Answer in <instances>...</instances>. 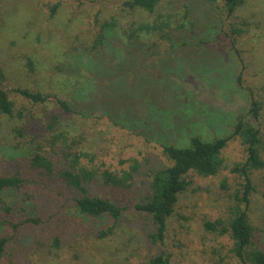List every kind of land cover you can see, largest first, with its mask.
I'll list each match as a JSON object with an SVG mask.
<instances>
[{"label":"rangeland","instance_id":"1","mask_svg":"<svg viewBox=\"0 0 264 264\" xmlns=\"http://www.w3.org/2000/svg\"><path fill=\"white\" fill-rule=\"evenodd\" d=\"M127 1L0 0V88L15 102L13 117H1L0 175L26 182L0 193L1 236L10 240L0 264H145L160 255L170 264H242L223 232L236 209H246L264 249V169L251 174L247 205L245 177L234 172L247 159L239 137L224 149L217 175L188 176L162 242L149 238L155 227L135 210L150 195L153 173L170 165L164 146L229 137L240 116L264 141V0H247L233 16L223 13V0L219 11L202 0H160L154 13L131 10ZM185 6L195 33L179 32L173 43L159 34L136 42L126 36L160 16L181 22ZM245 21L247 32L233 36L232 25ZM18 89L47 102L34 104ZM39 148L53 159L62 149L84 151L83 165L99 176H128L123 186L100 177L84 185L86 195L123 208L114 235L93 236L112 222L76 214L83 192L34 167L30 155Z\"/></svg>","mask_w":264,"mask_h":264},{"label":"trees","instance_id":"2","mask_svg":"<svg viewBox=\"0 0 264 264\" xmlns=\"http://www.w3.org/2000/svg\"><path fill=\"white\" fill-rule=\"evenodd\" d=\"M160 0H129L125 2L131 10L141 9L149 13H154ZM211 4L218 11L221 7L217 5L218 0H202ZM223 13L233 16L243 6L247 0H223ZM55 6L53 10H56ZM187 7V6H185ZM181 22L174 24L172 19L154 20L140 25L139 29L131 28L126 33L130 41H142L159 34L160 37L168 41L177 39L179 32L195 33V23L189 20L188 7L183 10ZM175 15H170L174 17ZM250 25L247 21L232 25L233 36H241L247 32ZM17 92L28 101L34 104L47 102V97L38 92H31L27 89H18ZM65 110L70 111L71 106L65 101H58ZM261 105L259 102L252 103L251 112L254 118L259 117ZM15 112V102L11 100L9 94L0 88V129L2 127L1 117H13ZM232 137H239L247 153L246 162L242 167L235 166L234 172L242 173L246 180V191L244 200L249 204V195L253 191L251 174L254 171L264 169V141L262 131L251 122L240 116L236 119L234 132L229 137L204 140L199 136H193L188 146L166 145L163 148L164 154L170 165L167 168L153 173L150 181V195L135 206L138 213L145 214L151 219L155 231L149 234V238L154 242H162L167 232V222L175 211L179 201V196L183 194L189 185L188 176L192 173L202 177L217 175L224 167L222 153L227 147ZM56 159L51 158L43 152L41 148L32 151L30 155L31 163L36 168H41L51 175H57L69 187L83 192L82 196L75 199L76 214L92 221L108 219L112 222L109 227L94 230V235L98 240H105L114 235L118 222L123 217L124 210L108 198L86 195L85 183L92 182L94 178L100 177L102 181L109 185L123 186L127 181V175L118 176L110 172L99 174L83 165L86 155L84 151L68 149L60 152ZM26 182L19 176L0 175V193L7 191H20ZM39 218V217H37ZM37 218H29L28 223L37 224ZM210 230H216L211 223H206ZM3 225L0 223V256L5 253L9 239L1 236ZM234 242L233 252L242 264H264V249H260L255 242L256 230L252 225L246 209H236L234 217L229 222V229H224ZM96 234V235H95ZM55 246L58 245L57 240ZM145 264H170L169 257L164 255L150 258Z\"/></svg>","mask_w":264,"mask_h":264}]
</instances>
